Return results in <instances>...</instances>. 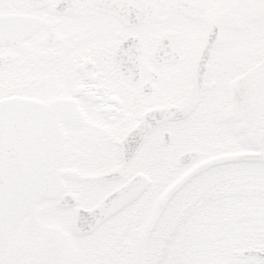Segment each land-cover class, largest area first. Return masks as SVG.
I'll return each mask as SVG.
<instances>
[{"label":"snow or ice","instance_id":"snow-or-ice-1","mask_svg":"<svg viewBox=\"0 0 264 264\" xmlns=\"http://www.w3.org/2000/svg\"><path fill=\"white\" fill-rule=\"evenodd\" d=\"M0 264H264V0H0Z\"/></svg>","mask_w":264,"mask_h":264}]
</instances>
